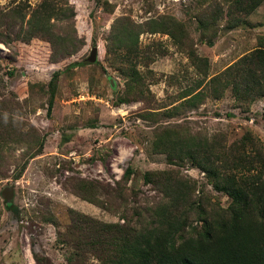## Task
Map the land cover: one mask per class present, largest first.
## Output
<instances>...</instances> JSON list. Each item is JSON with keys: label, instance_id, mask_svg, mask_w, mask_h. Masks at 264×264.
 I'll return each mask as SVG.
<instances>
[{"label": "trees", "instance_id": "16d2710c", "mask_svg": "<svg viewBox=\"0 0 264 264\" xmlns=\"http://www.w3.org/2000/svg\"><path fill=\"white\" fill-rule=\"evenodd\" d=\"M263 2L202 0L195 15L198 30L204 36L220 20L223 8L226 27L234 28ZM96 6L108 13L114 9L108 0H96ZM75 15L70 0H38L34 6L28 0H19L11 7H0V43L10 47L16 42H47V61L58 63L85 44L77 34ZM142 33L168 35L201 75L195 88L180 92L182 104L197 107L206 97H222L227 89L238 106L248 107L264 96V48L243 54L208 77V58L198 54L182 20L160 14L136 22L120 15L105 38L106 58L125 78L116 105L153 100L145 73L138 68L143 58H149V52L143 54L140 48ZM258 39L264 46V36ZM79 64L71 63L65 69ZM61 74L59 69L53 71L46 84L48 113L54 106ZM9 103L0 108V180L15 181L29 160L42 152L45 134L18 117L16 106ZM162 106L146 109L141 116H153L155 120ZM173 110L178 112L176 105ZM261 116L264 119V109ZM152 132L153 152L166 154L168 164L176 166L141 173L152 194L144 195L133 181L129 186H115L76 175L62 181L65 190L118 217L116 221H103L70 208L69 221L62 226L54 214L43 212V220L56 226V243L66 250V264H264L261 139L249 130L240 139L228 142L222 132L203 134L180 124H161ZM186 164L201 171L205 184L226 195L227 205L211 200L197 179L184 174L181 168ZM130 173L126 169L124 174L129 178ZM2 204L10 210L16 208L13 200H3ZM33 258L36 264H54L42 254L34 253Z\"/></svg>", "mask_w": 264, "mask_h": 264}, {"label": "rangeland", "instance_id": "374dc122", "mask_svg": "<svg viewBox=\"0 0 264 264\" xmlns=\"http://www.w3.org/2000/svg\"><path fill=\"white\" fill-rule=\"evenodd\" d=\"M18 1L0 0V7H11ZM37 1L28 0V3L34 6ZM108 1L114 5L111 13L97 7L96 0H70L75 9L77 34L85 44L58 63L47 61V42H16L10 47L0 43V108L11 102L18 117L45 134L42 152L29 160L22 176L15 181L0 180V264H36L34 253L49 257L54 264H66V250L56 243V226L43 220V212L54 214L62 226L69 221L70 208L103 221L118 219L117 215L65 190L62 181L66 177L94 178L115 186H129L133 181L144 195L152 194L149 185L141 180V173L176 167L168 164L166 154L153 152L154 127L180 124L203 134L222 132L228 142L251 130L264 144L261 116L264 96L248 107L238 106L227 89L222 97H206L197 107L182 104L180 92L195 88L201 75L168 35L142 33L139 37L143 54L149 52V58H143L138 68L145 73L154 95L150 102L116 105L125 78L105 55V38L117 16L127 15L142 22L170 14L185 23L198 54L208 58L210 77L243 54L264 48L258 39L264 36V2L234 28L226 27V8H223L220 20L201 36L195 15L202 0ZM95 46L97 59L91 62L88 56ZM74 62L81 64L65 69ZM58 69L62 74L54 106L48 113L46 84ZM175 105L177 113L173 110ZM161 106L155 120L153 116H141L144 110ZM126 169L131 170L129 178L124 174ZM181 170L197 179L211 200L227 205L228 197L205 184L199 169L186 164ZM10 186L15 210L2 204L5 200L2 191Z\"/></svg>", "mask_w": 264, "mask_h": 264}, {"label": "water", "instance_id": "95a60500", "mask_svg": "<svg viewBox=\"0 0 264 264\" xmlns=\"http://www.w3.org/2000/svg\"><path fill=\"white\" fill-rule=\"evenodd\" d=\"M97 49H98L97 46H95V47H93L91 49L90 54L88 56V60L89 61L93 62V61H95L97 59L96 58L97 57V52H98ZM11 191H12V187L11 186L8 187V188L3 189V191H2V196L7 201V203L12 200V192Z\"/></svg>", "mask_w": 264, "mask_h": 264}]
</instances>
